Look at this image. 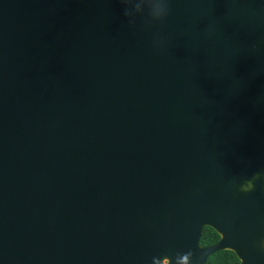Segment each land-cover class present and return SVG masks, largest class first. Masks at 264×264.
<instances>
[{"label":"water","instance_id":"95a60500","mask_svg":"<svg viewBox=\"0 0 264 264\" xmlns=\"http://www.w3.org/2000/svg\"><path fill=\"white\" fill-rule=\"evenodd\" d=\"M225 247L264 264V0H0V264Z\"/></svg>","mask_w":264,"mask_h":264},{"label":"flooded vegetation","instance_id":"af4514ba","mask_svg":"<svg viewBox=\"0 0 264 264\" xmlns=\"http://www.w3.org/2000/svg\"><path fill=\"white\" fill-rule=\"evenodd\" d=\"M206 227H210L211 229H213L217 233V239L215 241L208 243V244H205V245H202L200 243L202 246L213 245L214 243H216L218 240H220L222 238V235L219 232H217L213 227H211V226H206ZM234 231H237L238 242L240 243L241 242V239H240L241 238V234H240L241 232H240V230H238L236 228L234 229ZM232 236L233 235L231 233H225L224 241L227 243H231ZM234 236H236V233L234 234ZM215 254L218 256L220 264H225V262H228L229 264H236V258L240 259L241 264H243L244 262H246L244 264H254V262H253L254 258L252 257V255H250L248 260L247 259L244 260V258L239 253H237L234 249L229 248V247L221 248V249L211 253L207 257L205 264H207L208 258L212 255H215Z\"/></svg>","mask_w":264,"mask_h":264},{"label":"trees","instance_id":"16d2710c","mask_svg":"<svg viewBox=\"0 0 264 264\" xmlns=\"http://www.w3.org/2000/svg\"><path fill=\"white\" fill-rule=\"evenodd\" d=\"M217 239V233L211 229L210 227H204L202 230V234L200 237V243L202 240H205V243H201L202 245L211 243ZM207 264H220L218 256L212 255L208 258ZM225 264H229L228 262H225Z\"/></svg>","mask_w":264,"mask_h":264},{"label":"clouds","instance_id":"9594fccd","mask_svg":"<svg viewBox=\"0 0 264 264\" xmlns=\"http://www.w3.org/2000/svg\"><path fill=\"white\" fill-rule=\"evenodd\" d=\"M205 242H206L205 240L201 241V243H205ZM189 255H190V253L186 254L183 257H180L178 259V264H187ZM163 264H168L167 260L163 261ZM236 264H241L240 259L236 258Z\"/></svg>","mask_w":264,"mask_h":264}]
</instances>
